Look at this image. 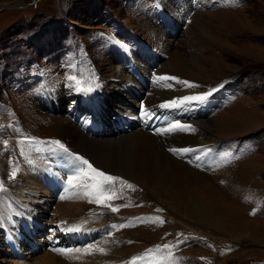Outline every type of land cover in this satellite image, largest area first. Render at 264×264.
Returning <instances> with one entry per match:
<instances>
[{
  "label": "rangeland",
  "instance_id": "obj_1",
  "mask_svg": "<svg viewBox=\"0 0 264 264\" xmlns=\"http://www.w3.org/2000/svg\"><path fill=\"white\" fill-rule=\"evenodd\" d=\"M172 1L175 0H0V7H5L0 10V195L21 186L26 193L17 194L29 196L23 201L28 208L34 195L48 203L41 205L46 207L45 212L35 209L40 223L36 228L30 227L24 217L17 220L18 226L25 225L24 229L9 224L23 236L35 230L29 240L33 260H26L29 249L19 244L24 255L18 263L131 264L135 259V264H264V0H182L190 7L185 20L178 19L181 26L171 21L169 14L178 16L174 7L170 10ZM10 6L18 8H6ZM174 45L177 49L170 48ZM174 50L181 56L192 53L199 63L198 68L185 65L196 78L197 83L189 84L192 87L171 85L178 94L175 98L206 99L187 103L185 110H175L177 118L173 116L175 120L169 125L143 131L153 133L154 148L163 159L187 162L197 173L187 182L192 189L186 198L192 194L195 204L207 207L201 198L207 194L202 190L207 186L219 199L212 210H205L219 219V230H208L196 214H189L190 210H173L165 196L150 195L120 169L110 172L102 168L105 160L115 157L114 149L106 146L91 148L89 156L96 169L119 178L111 186L116 198L107 201L110 207L89 203V197L84 193L79 197V191L74 197L77 189H64L61 177L66 175L67 179L75 163L66 169L53 165L42 180L58 201L49 193L41 195L40 188L27 176L37 171L39 163L46 164L51 147L61 148L53 146L54 141L64 146L60 150H71L61 137L60 127L66 120L71 121L73 114L66 116L59 109L76 112L89 105L103 110L102 115L92 110L89 118L94 124L107 125L110 134L104 135L129 134L134 122L128 121L118 130L119 120L128 117L124 113L128 106L139 111L142 104L137 107L135 103L143 99L138 98L137 88L130 89L131 94L117 95L116 85L124 82V75L132 73L128 66L134 65L132 75L147 89L150 86L142 64L147 65L145 70H151L150 66L158 70ZM132 55L141 58L138 64ZM168 71L167 68L162 74ZM73 76L75 81L70 79ZM76 81H80L79 85ZM65 83L70 90L64 89ZM97 91L99 96L90 103L89 96ZM82 96L87 99L80 100ZM158 110L152 109L150 115ZM163 112L171 116L169 111ZM183 116L194 121L189 130L197 143L192 145L198 149L194 155L172 151L182 149L181 130L162 131L179 123ZM112 118L119 120L110 122ZM114 131L117 134L111 135ZM13 170H17L14 177ZM125 184L131 190L127 191ZM139 190L142 193L135 196L134 191ZM61 196L69 198L63 200ZM78 205L80 211L76 209ZM113 207L118 211L113 212ZM63 216L90 219L91 224L84 225V234L101 233L83 245L76 241L78 245L45 249L39 244L45 242L40 233ZM5 232L0 229V264L2 259L8 260L4 264L14 260L13 251L3 246ZM77 234L76 231L70 239H78ZM90 247L104 252L63 255L56 251ZM148 250H152L151 254Z\"/></svg>",
  "mask_w": 264,
  "mask_h": 264
},
{
  "label": "bare ground",
  "instance_id": "obj_2",
  "mask_svg": "<svg viewBox=\"0 0 264 264\" xmlns=\"http://www.w3.org/2000/svg\"><path fill=\"white\" fill-rule=\"evenodd\" d=\"M181 3H183L184 6L181 5ZM170 7H171V9H170ZM170 7L168 9L172 10L174 7L175 8L174 13L178 15V16H176V15L171 16V14H169L170 18L172 19L171 21H173L175 24H177V26H181L180 24H178V19H181L182 21L185 20V17L189 11L190 6L186 5V3L182 0H175V1L171 2ZM7 8H10V7H7ZM156 30L159 31L160 29H156ZM153 31H155V30H153ZM170 48L171 49H177V46L174 45ZM166 51H167V49H166ZM174 51L175 52L170 55L168 62H164L163 64H160L159 67L157 68L158 70H155V67L153 68L150 65L149 66H150L151 70H145V68H147V65L142 64V66H143L142 70L147 74L148 83H149L150 87H148L147 89H144L142 86H140L137 83L134 76L131 73H129V75H127V76L124 75V77H123L124 82H120L119 85H116L118 87V89L116 88L118 91H116V90L115 91L119 92L117 95L120 96V94H122V95L131 94L130 89L137 88V90L139 91L138 95H140V96H138V98H141V100L142 99L143 100H142V102H138L139 100L137 99L138 101L135 104H136V106L137 105L139 106L140 104H142L140 110H143L144 111L143 113H145V112L150 113V111L152 109L155 108V110H156V108H158L159 109L158 111H164V110L169 111L171 116H174L177 118L176 114H178V113H177V111L175 112V110H178L180 108L182 110H185L184 106H186V107L189 106L187 103L182 104L179 107H161V105L167 104L173 100L179 101L177 99L178 97L175 98L176 96H178V94L175 93V89L171 85L174 86V84L175 85L176 84H178V85L184 84V83H182L183 81H187L188 84H190L191 82H196L195 76L190 72L189 69H187V67L185 65L188 64V65L193 66L194 68H198L199 63H198V59L195 56H193L192 53H189V54L186 53V56H181V54L177 53L176 50H174ZM144 55H146V54H144ZM162 58H165V57L163 56ZM132 59L134 61H136L137 64H138V61L141 60L140 57L139 58L133 57V55H132ZM167 68L169 69V71H168L169 74H166V73L162 74L163 73L162 71H165ZM138 71H140V70H138ZM160 74H162V75H160ZM158 77H174L175 79L160 80V79H158ZM187 87H189V86H187ZM98 92L99 91H97L96 95H94V93H95L94 92L93 94H91L89 96V99H91V100H88V101L90 103H93L95 101L92 99H95L96 96H99L100 92L99 93ZM136 97L137 96L134 95V99ZM183 97H185V96H183ZM134 99H133V102L131 100L132 103L135 102ZM95 111H96L95 113L101 112V115H102L103 110H95ZM135 111L136 110H135L134 106H128L127 109L124 110V113H126V116H128L129 118L134 117L136 120V112ZM59 113H61V114L64 113V114H66V116H70L72 114L71 110H61V109H59ZM71 117H73V116H71ZM193 122L194 121L191 120V118L188 116H183V118H181V117L179 118V124L184 125V126H189V128H190L191 124H193ZM75 125L76 124H73L71 121L67 122V120H66L65 123L62 124V126L60 127L61 137L68 144L71 145L70 146L71 150L69 152L73 153L75 156L83 157L84 159L88 160L89 163H91L93 165V167H95L94 162L90 159V156H89V152H91V148H94L96 146H100V147L106 146L108 149L113 148L115 157L112 160H105L104 165H102L103 166L102 168L106 167L108 169V171H110V172H114L115 169H120V171L123 173V175H125L127 178L131 179L132 181L138 183L139 185L143 186L145 188V190H147V192L150 195L161 196V194H162V196H165L167 204L172 205L173 210L174 209L175 210H190L189 214H191V212H192V214H196V216L198 217V219L200 221H204L205 226L208 228V230H211L213 232L219 230L216 226L217 221L219 219L212 212L205 211L206 209L212 210V208L218 204V202H216V200H219V199H216L212 195L211 189H209L207 186H204L202 188L203 192H206L207 194L206 195L202 194V197H201V198H204L206 200L205 204L207 207H203V206L200 207L197 204H195L192 194L190 195V197L186 198V195L191 193V189H192L191 188L192 186H190L187 182H189L194 177H196L197 173L190 169L189 164L187 162L176 161L177 159L175 161H174V159H173V161H167L166 160L167 158L163 159L162 156H160L161 153L159 152L160 153V155H159L154 148V143H153V138H152V136H154L153 133L143 131V127H142L141 129L132 128L131 132L129 134H126V135H119V136L107 135L106 136L103 134L100 137L92 138V137L85 135ZM199 126H200V124H199ZM181 132H182V134L179 135V137H180L179 145L181 146L182 149H190L191 151L179 152L180 155H187V154L194 155V154H196V152L198 151L197 146L195 145L194 148L192 146L194 144H197L194 141V136H192L191 133H189V130H181ZM114 134H117V132L114 131L111 133V135H114ZM169 141L171 142L170 138H169ZM157 146H159V145H157ZM50 150H49L50 151V158L47 160L46 164L43 165L42 163H39L38 166L36 167L37 171L34 172L33 174L27 176V178L30 181H32V182L34 181L36 183V185L41 190V191H39L41 195L44 196V195H47L49 193L50 196H52V198L55 199L54 195L47 189V187L42 182L45 174H46V176L48 175L49 169L51 170V167L53 165L58 164L62 167V169H66L68 165H72L73 163H77V162L74 160L73 157L65 156L64 152L60 149H55V148L51 147ZM60 151H62V153ZM50 159L52 160L51 163L47 164L48 162H50ZM189 162H191V161H189ZM55 172L57 175L60 174L58 171H55ZM61 180H62V183L64 185V189L65 190L68 189V186L66 184V175L61 177ZM35 183H33V184H35ZM63 185H61V186H63ZM52 186H53L52 184H49V187H52ZM125 187H126L127 191L131 190V189H127V184H125L124 188ZM20 188H21V186L16 188V190L13 192L7 191V192L3 193L2 195H0V229H2L3 231H6L5 232L6 233V242L10 244L9 247H10V249H13L12 251H13V254L16 258V260L14 259L13 262L10 264H24V263H18V261H22V257H23L22 255H24V251H22L18 247L19 244L17 242H15V241H17V237L19 235H23L22 232L20 230L19 231L13 230V233H12V231L10 230L11 228L8 227V226H10L9 224L14 223L15 226H18V222H19L18 217H24V218H26L27 223L29 224L30 227L36 228L37 224L39 225L40 223L38 221V217H37V213H36L35 209L40 208L41 210H43L45 212L46 207L43 209V207H41V205H44V206L48 205L46 200L35 198L36 195H34V198L32 197L33 198L32 203L30 202L31 206L28 208V206L23 204V201H25L24 199H27V197L29 198V196H27V197L24 196L25 198H22L21 196H23V194L26 193V191L24 189H20ZM27 188L29 189V187H27ZM27 188H25V189H27ZM39 188H37V189H39ZM121 190L123 191V189H121ZM78 191H79V197H80L81 193H83V189H79V190L77 189L74 197H77ZM114 192H116V194H117L118 190L117 191L115 190ZM139 192H140V190L136 191V193H135V191H134V193H133V191L131 193H133L136 196L137 194L139 195L140 193H142V191L140 193ZM17 193H20L21 196L18 195ZM111 194H113V190L111 191ZM121 194L120 195L123 196L122 192H121ZM127 195H129V194H127ZM169 195L170 196L175 195L174 196L175 198L173 197V199H168V197H166V196H169ZM162 198L163 197H161V199H160L161 201H162ZM55 201H58V200L55 199ZM78 202H80V201L78 200ZM92 204H94L96 206L98 205L97 203H92ZM102 204L105 205L104 203H102ZM112 204H114L113 201H112ZM63 207H65V206H63ZM66 207H71V206H66ZM72 207H75V206H72ZM29 209H31L32 211H30ZM76 209H78V211H80L81 207H79V205H78V207H76ZM71 210H70V212H71ZM61 214H63V213H61ZM76 219H77V221H75ZM85 219L86 218H79V217L69 219V218H66V216H63L62 218H60L58 220L57 223H55V226L58 228L56 230L58 232L65 233L69 237H72L76 231H68L67 229L72 228V227H79L80 230L77 231V233H78L77 236L79 238L77 240H80V241H84L86 239L89 240V239L94 238L95 236H98V234L101 232H99L96 235L95 234L91 235V233H89V232L87 234H84V233H86V232H83L84 228H85L84 225H86V222L90 223V224L92 222V220H90V219L89 220H85ZM17 220H18V222H17ZM44 229L45 228H42V230H44ZM34 231L35 230L28 231L29 235L25 234L24 237H26L27 239H30V236H31L30 234H32V233L34 234ZM53 233H55V231ZM15 235H18V236H15ZM10 236H12V238L15 241ZM37 242H41V239H37ZM19 243H22L21 239L19 240ZM20 246H22V245L20 244ZM34 246H35V248L38 247L36 244H34ZM25 255H26V260L27 259L33 260L34 254L32 253V251H26ZM45 256H46V254H45ZM43 260H47V258H43ZM7 261L8 260H5V259L1 260V262L3 264ZM6 264H9V263H6Z\"/></svg>",
  "mask_w": 264,
  "mask_h": 264
},
{
  "label": "snow or ice",
  "instance_id": "obj_3",
  "mask_svg": "<svg viewBox=\"0 0 264 264\" xmlns=\"http://www.w3.org/2000/svg\"><path fill=\"white\" fill-rule=\"evenodd\" d=\"M72 80H76V77H70ZM160 80H167V79H175L174 77H158ZM77 85H79L80 81H76ZM185 85L192 87L193 85H189L187 81H183ZM81 91H90L91 89H80ZM210 94V93H209ZM206 99L205 96H191V97H183L181 100H173L167 104L161 105V107H179L182 104L190 103L191 101H202ZM190 130L189 126L180 125L179 123L173 124L171 127L164 129L162 131H175V130ZM53 143L58 144L61 148L64 146L60 144L59 141H54ZM65 152H67V149H64ZM173 152H188L191 151L190 149H172ZM74 160L77 162L74 164L72 171L67 175L66 184L68 186V189H83V193L85 196L89 197V203H97L101 204L104 203L105 205L109 206L107 204V201L110 199L116 198L115 194H111V186L114 185L115 182L119 180L118 177L106 175L104 172L99 171L91 163H89L88 160L84 159L80 156H75ZM17 170H13L12 176L14 177ZM123 183V182H122ZM128 187H132L131 185H128ZM3 189L2 183H0V190ZM67 196H61V199H68ZM112 211H118L117 208L113 207ZM254 214V213H253ZM163 223V221H161ZM113 228H116V225L112 226ZM123 227V225L121 226ZM68 231H79V227H72L68 228ZM165 248L168 246L165 245ZM99 251L101 253L104 252V249L101 248H87V249H57L60 254L63 255H69L72 252H85L88 253L90 251ZM157 251H159V248H157ZM152 250H148V253L151 254ZM131 264H135V259L131 262Z\"/></svg>",
  "mask_w": 264,
  "mask_h": 264
},
{
  "label": "water",
  "instance_id": "obj_4",
  "mask_svg": "<svg viewBox=\"0 0 264 264\" xmlns=\"http://www.w3.org/2000/svg\"><path fill=\"white\" fill-rule=\"evenodd\" d=\"M4 8H5L4 6H1V7H0V10H1V9H4ZM6 8H7V7H6ZM10 8L15 9V8H18V7H17V6H10Z\"/></svg>",
  "mask_w": 264,
  "mask_h": 264
}]
</instances>
